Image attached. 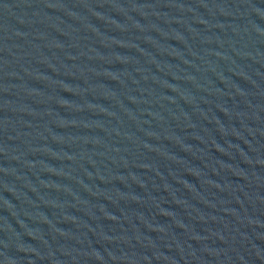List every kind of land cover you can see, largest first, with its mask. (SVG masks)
<instances>
[{"label":"water","instance_id":"95a60500","mask_svg":"<svg viewBox=\"0 0 264 264\" xmlns=\"http://www.w3.org/2000/svg\"><path fill=\"white\" fill-rule=\"evenodd\" d=\"M0 264H264V0H0Z\"/></svg>","mask_w":264,"mask_h":264}]
</instances>
